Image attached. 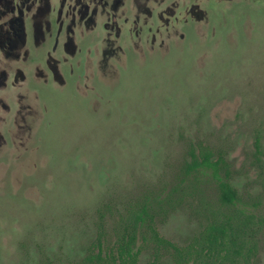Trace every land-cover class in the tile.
<instances>
[{
    "label": "rangeland",
    "instance_id": "1",
    "mask_svg": "<svg viewBox=\"0 0 264 264\" xmlns=\"http://www.w3.org/2000/svg\"><path fill=\"white\" fill-rule=\"evenodd\" d=\"M203 5L202 21L183 11L168 28L154 21L151 37L162 31L155 44L126 32L115 58L93 49L86 69L84 60L81 69L66 65L64 86L48 70L29 80L35 111L26 122L11 86L0 91L11 107L0 106V264H38L42 253L62 264L83 257L98 209L157 184L183 137L231 142L235 187L262 191L248 157L255 131L264 134V0ZM158 229L184 245L200 223L180 210Z\"/></svg>",
    "mask_w": 264,
    "mask_h": 264
},
{
    "label": "trees",
    "instance_id": "2",
    "mask_svg": "<svg viewBox=\"0 0 264 264\" xmlns=\"http://www.w3.org/2000/svg\"><path fill=\"white\" fill-rule=\"evenodd\" d=\"M183 150L157 184L141 186L124 203L97 211L96 234L83 257L70 264H257L264 237V134L254 133L248 157L260 193L240 192L231 142L182 138ZM180 210L200 223L184 245L163 237L159 226ZM38 264H62L41 254Z\"/></svg>",
    "mask_w": 264,
    "mask_h": 264
},
{
    "label": "flooded vegetation",
    "instance_id": "3",
    "mask_svg": "<svg viewBox=\"0 0 264 264\" xmlns=\"http://www.w3.org/2000/svg\"><path fill=\"white\" fill-rule=\"evenodd\" d=\"M209 1L217 2L0 0V91L8 90L11 86L9 96L18 100L17 115L20 114L21 120L26 122V119L34 116L35 111V105L28 101L34 90V83L30 84L29 80H37L44 75L48 78L49 73L45 72L48 70L64 86L63 70L66 65L70 71L75 67L81 69L84 60L86 69L93 49L95 56L102 51V58H115L116 52L122 51L116 45L128 36L126 32L136 36L139 42L146 34L155 44L162 31L157 28L156 36L151 37L154 21L168 28L172 18L175 19L176 11H183L185 16L202 21L206 9L203 2ZM128 11L133 13L128 15ZM185 21L188 22L187 19ZM71 59H78L76 66ZM7 100V93L0 95V106H5V110L10 112ZM23 127L30 128L27 123Z\"/></svg>",
    "mask_w": 264,
    "mask_h": 264
}]
</instances>
